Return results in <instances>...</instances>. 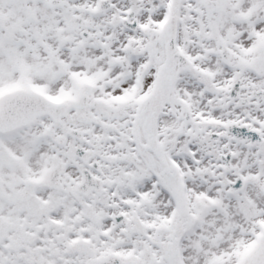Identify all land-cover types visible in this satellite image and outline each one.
Returning <instances> with one entry per match:
<instances>
[{
  "label": "snow or ice",
  "instance_id": "obj_1",
  "mask_svg": "<svg viewBox=\"0 0 264 264\" xmlns=\"http://www.w3.org/2000/svg\"><path fill=\"white\" fill-rule=\"evenodd\" d=\"M0 264H264V0H0Z\"/></svg>",
  "mask_w": 264,
  "mask_h": 264
}]
</instances>
